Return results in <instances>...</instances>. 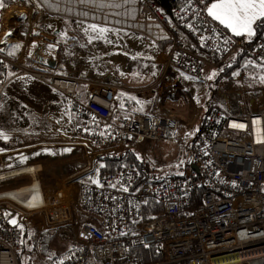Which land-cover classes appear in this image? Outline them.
Instances as JSON below:
<instances>
[{"label": "built area", "instance_id": "obj_1", "mask_svg": "<svg viewBox=\"0 0 264 264\" xmlns=\"http://www.w3.org/2000/svg\"><path fill=\"white\" fill-rule=\"evenodd\" d=\"M136 3L143 20L135 30L168 43L157 86L179 87L184 77L219 68L240 53L264 66V32L252 39L235 36L209 16L210 0H185L172 18L155 0ZM2 51L0 104L10 81L29 73ZM249 80L242 72L213 92L185 174L149 181L132 162L107 171L98 170L97 162L116 148L128 151L167 138L178 121L119 103L117 86L96 83L81 99L75 81L51 77L70 98L79 120L76 134L96 147L87 152L93 167L48 194L40 163L13 166L0 152V264H21L28 231L75 223L67 191L73 180L79 187L75 205L95 218L78 226L63 254L39 264H264V86L250 87ZM129 246L154 247L159 258L146 262L130 255ZM23 254L35 256L28 246Z\"/></svg>", "mask_w": 264, "mask_h": 264}, {"label": "crops", "instance_id": "obj_2", "mask_svg": "<svg viewBox=\"0 0 264 264\" xmlns=\"http://www.w3.org/2000/svg\"><path fill=\"white\" fill-rule=\"evenodd\" d=\"M103 2L106 5L118 3L121 6L99 8L91 4H80L77 0L71 3L68 0H49V3L44 0H12L6 4L3 0L0 48L4 54L18 60L29 70V73L18 75L10 81L5 94L7 102L0 106V142L9 145L0 149V152L4 153L11 165L40 163V174L45 173L46 179V139L68 140L66 146L82 150L87 145L91 151L96 148L76 134L79 120L71 109L70 98L50 83L51 77L75 81V94L81 99L88 97L89 89L96 83L114 85L118 87L116 99L119 103L128 101L140 112L170 116L178 121V126L183 117L192 120L194 109L191 86L195 80L207 78L212 81L217 68L207 69L214 72L212 77H205L207 70L197 77H184L182 84L176 88L155 85V79L166 60V50H160L161 42L157 39L135 30L141 27L143 20L136 7L137 0H129L128 3H124V0ZM218 2L213 1L211 6ZM16 8L20 14L14 13L13 9L16 11ZM85 12L87 15H82ZM93 24L108 31L103 34L85 31ZM222 25L235 36L248 38L247 33L236 35L226 24ZM149 73L155 76L147 81L145 78ZM140 80L145 82H137ZM57 83L62 84L60 81ZM166 88L178 91L176 103L163 101L159 106L161 112L150 107L143 109L142 104L155 99L157 101ZM212 99L213 96L210 100L202 98L204 116ZM170 135L167 138H171ZM126 153V150L116 148L109 155L127 156ZM43 188L45 192L49 191L46 182ZM77 190L79 192V187ZM70 200L74 205L77 198Z\"/></svg>", "mask_w": 264, "mask_h": 264}, {"label": "rangeland", "instance_id": "obj_3", "mask_svg": "<svg viewBox=\"0 0 264 264\" xmlns=\"http://www.w3.org/2000/svg\"><path fill=\"white\" fill-rule=\"evenodd\" d=\"M11 1L12 0H9V3H7V1L4 0L6 4H10ZM13 10L14 13H17L19 11L18 8H16V11L15 9ZM18 14L20 13L18 12ZM256 23L257 22L253 23V31L255 30ZM249 37L250 36L248 35V38H246L250 39ZM193 44L196 47L197 44ZM167 48L168 44L162 51L167 50ZM202 55H204L203 51ZM210 67L213 66H207L204 71H206ZM253 67H256L255 69L257 71H252L250 65L242 68L238 67L233 76H240L242 72H245L247 74H250L251 76V81H249L248 86H264V80L261 79L262 77H264V66L258 63ZM214 68H217V73L215 72V76L214 72L211 70H207L208 74L205 76H214V79L212 81L207 78H205L204 80H195L193 85L191 86L193 90L192 107L194 109L192 120L194 117H196L195 121L190 120L188 117H183L181 118V122L179 126H177V129L171 132V135L169 136L171 138H164L157 141L146 140L143 143L136 144L134 147L129 149L131 153H126V157L131 159L130 162H134L132 160L134 159V156L137 159H145L146 161H148L150 163V166L152 167V177L166 178L169 176L185 174L191 155L189 148L192 142V138L195 136V133L199 128V125L204 116V114H202V98L210 100L213 96L214 89H217L218 86L227 84V81L225 79L217 83L216 79L219 76V68ZM154 72L156 73V71ZM202 74H204V72ZM121 75L122 74H120V76ZM154 76V73H149L147 74V79L145 78V80L150 81V79H154ZM131 77H134V75H131ZM123 78L127 80L125 77ZM137 82L144 83L145 81L140 80ZM146 89L149 88L147 87ZM6 102L7 99L6 97H4V99L1 101L0 106ZM142 106L143 109H145V107H150L154 111L161 112V109L159 107L160 104L155 100L142 104ZM155 106L157 107L154 108ZM65 143H69L68 140L65 141L61 138L46 139V179L44 178L45 173H42L40 174V181L42 186L46 182V189H49L48 194L54 192L58 187L62 186L63 180L70 181L73 177H77V175H80L81 173L88 171L89 168L91 169L93 167L94 159L91 157V155H87V152L90 153L91 151L89 145L84 147V150H82L81 148L66 146ZM17 155L20 154H16L15 156ZM5 159H7V157H5ZM106 159L115 161V159H113L111 155H106L100 158V160L97 162L98 170H104L107 166L112 168L113 161H107L106 163ZM74 182L75 181L73 180L70 183V185L72 186H69V188H67L68 194L71 196L72 200H74V198H77L78 193L77 183L73 184ZM72 213L75 216V223L57 226L47 232L40 231L41 237L38 240V249H32L35 253V256L34 258L30 257L31 261L29 264L44 263L48 258L62 254L66 250L67 246L74 240L78 226L83 222H91L95 218L93 214L81 209L75 204L72 207ZM24 261L27 263L28 259L25 258Z\"/></svg>", "mask_w": 264, "mask_h": 264}, {"label": "trees", "instance_id": "obj_4", "mask_svg": "<svg viewBox=\"0 0 264 264\" xmlns=\"http://www.w3.org/2000/svg\"><path fill=\"white\" fill-rule=\"evenodd\" d=\"M6 1H7V3H9V0H6ZM184 1L185 0H155V3L162 10V12L164 13L165 16H167L168 18H172L175 9ZM210 1L213 2L215 0H210ZM263 32H264V18H260L255 25V33H254L253 37H251L250 39L257 37L259 34H261ZM188 38L193 43H196L193 36L189 35ZM240 38H243V37H240ZM243 39H245V38H243ZM167 44H168L167 42L159 43L160 50L165 49ZM258 63H259L258 61L249 57L247 54L240 53L236 57H234L233 59H230L227 63H225L224 65L219 67V76H218L216 81H217V83H219V81H221L223 79L228 80L229 78H231L234 75V73L238 67L242 68V67L250 65L252 71H254V70H256L255 69L256 67H253V66L257 65ZM248 75L250 76V74H248ZM249 81H251V76H250ZM254 82H253V84H254ZM215 91H216V89H214V92ZM177 97H178V91L176 89L166 88L162 97H160V99H158L157 101L155 99V101L157 103L159 102L160 105L162 104L163 101L164 102L169 101L172 103H176ZM8 146H9L8 143L0 142V149L7 148ZM127 153L129 154L131 152L128 150ZM120 156L112 157L113 159H115V161L110 160V161H113L112 168L107 166L102 171H107L108 169H114L117 166H119L121 163H130L131 159L127 158L125 154H122ZM134 159H132L134 161L133 163L140 170V172L143 176V180L161 181V180L165 179V178L152 177L151 176L152 167L150 166V163L148 161H146L145 159L140 160L139 158L137 159L135 156H134ZM105 161L107 163L108 159H106ZM205 190H207V187L204 185L202 187L201 191H205ZM151 208H152L151 210H153V211H159V208L157 206H154ZM38 231L39 230H37V229H33V230H30L26 233L25 238H24L25 242H23L22 249L19 251V258H20L21 264H29L31 261L30 257H25L23 254V248L25 246H28L31 249H36V250L38 249V247H37L38 240L41 237L40 231L39 232ZM154 251H155L154 247H150V248L137 247V248H135V247L129 246L130 255L140 256L146 262H150L152 260H156L159 258L158 256H155ZM59 255H61V254H59ZM25 258L28 259L27 263L24 261ZM31 264H33V263H31Z\"/></svg>", "mask_w": 264, "mask_h": 264}, {"label": "snow or ice", "instance_id": "obj_5", "mask_svg": "<svg viewBox=\"0 0 264 264\" xmlns=\"http://www.w3.org/2000/svg\"><path fill=\"white\" fill-rule=\"evenodd\" d=\"M44 2L49 3V0H44ZM68 2L71 3L73 0H68ZM77 2L80 4H91L99 8L105 6H121L118 3L106 5L103 0H77ZM128 2L129 0H124V3ZM49 6L52 5L49 4ZM3 7V0H0V8ZM208 14L215 20H218L221 24H226L236 35L247 33L249 36H252L254 34L253 23L258 18H264V0H219L218 3H213L212 6L208 8ZM82 15H87V13H82ZM88 30L93 32L98 31L101 34L108 31L106 28H97L94 24L89 25V28L85 31ZM261 79L264 80V77ZM121 107H123V104H121ZM94 183H98V181H94ZM123 190L127 191V188ZM11 223L15 224L16 221L13 220Z\"/></svg>", "mask_w": 264, "mask_h": 264}, {"label": "bare ground", "instance_id": "obj_6", "mask_svg": "<svg viewBox=\"0 0 264 264\" xmlns=\"http://www.w3.org/2000/svg\"><path fill=\"white\" fill-rule=\"evenodd\" d=\"M63 84V83H62Z\"/></svg>", "mask_w": 264, "mask_h": 264}]
</instances>
